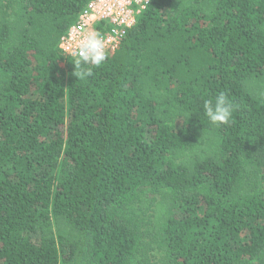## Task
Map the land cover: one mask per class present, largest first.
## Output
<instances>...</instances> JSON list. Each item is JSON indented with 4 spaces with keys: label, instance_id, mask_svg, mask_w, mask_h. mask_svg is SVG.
I'll list each match as a JSON object with an SVG mask.
<instances>
[{
    "label": "trees",
    "instance_id": "obj_1",
    "mask_svg": "<svg viewBox=\"0 0 264 264\" xmlns=\"http://www.w3.org/2000/svg\"><path fill=\"white\" fill-rule=\"evenodd\" d=\"M89 1L0 0V264H264V0H150L78 80Z\"/></svg>",
    "mask_w": 264,
    "mask_h": 264
},
{
    "label": "built area",
    "instance_id": "obj_2",
    "mask_svg": "<svg viewBox=\"0 0 264 264\" xmlns=\"http://www.w3.org/2000/svg\"><path fill=\"white\" fill-rule=\"evenodd\" d=\"M149 3L150 0H90L61 37L59 50L66 59H79L78 39L89 33H98L108 41V58L119 49L127 32L136 25Z\"/></svg>",
    "mask_w": 264,
    "mask_h": 264
},
{
    "label": "clouds",
    "instance_id": "obj_3",
    "mask_svg": "<svg viewBox=\"0 0 264 264\" xmlns=\"http://www.w3.org/2000/svg\"><path fill=\"white\" fill-rule=\"evenodd\" d=\"M107 44V39L98 33H89L78 39L77 55L79 59L74 63V75L78 80H84L93 75L91 69L85 66L90 64L100 67L103 64L108 56ZM204 112L211 124L226 125L232 119L233 104L225 94L221 93L214 102L205 101Z\"/></svg>",
    "mask_w": 264,
    "mask_h": 264
}]
</instances>
